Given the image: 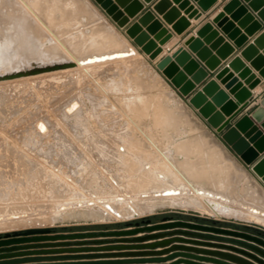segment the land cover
Segmentation results:
<instances>
[{
	"label": "bare ground",
	"instance_id": "6f19581e",
	"mask_svg": "<svg viewBox=\"0 0 264 264\" xmlns=\"http://www.w3.org/2000/svg\"><path fill=\"white\" fill-rule=\"evenodd\" d=\"M43 1H46V3L42 4ZM36 3L39 7H42L43 10L47 12L46 16L47 18H49L52 24H58L57 27L59 28V31L61 33L69 32L70 26L73 25V23L78 25L77 28L81 29V27L84 25L83 23L90 22L93 25L94 34L91 36H84L82 34V31H80L78 33H74V34L72 33V35L66 36L67 41L69 42V45L72 48L76 49L78 53L77 56H75L71 52L67 44L64 41H61L56 36V34L46 24V22H44V20H42L39 17V15L33 10V8L28 3H26L24 0H0V84L9 85V84H12V82L15 83V82L22 81V80L29 81V79H33L36 82L37 78L38 80H42V81L46 80V82H48L47 81L48 79L50 80L52 77L55 78L56 75H60L62 77L60 78L58 77V78L61 80H64L63 82L64 85L65 84L67 85V83L68 84L71 83L72 85V86L70 85L67 88V91L69 93L71 92L70 94H68L66 90L63 91L62 88L61 89L59 88L62 85V83L61 84L59 83L61 82L59 80L57 83H55L56 81L53 80L51 81V84L49 85V87L47 86L51 90V92H52V88H55V90L53 91L54 93L52 92L53 94H51V92L49 93V95L51 94L50 100L52 99L51 102H49V106H50V103H51V106L50 108H48V110H41V105H39L40 107L37 108V110L40 109L41 110L40 113L44 112L45 114L41 113L43 115L41 114L39 115L37 112H35L34 114L31 113L33 116L30 115V117H28L30 118L29 128H31L33 132L32 133L29 132L30 134L28 135V132L26 131L28 135V136L26 135L24 138L26 145H27L26 148H21L17 145H12V144H7V143L0 144V209L6 207L8 205L6 203L8 202H13V206H14V203L21 204L24 201L29 200V198H31L34 195L33 192L36 186L41 185V187L45 189L46 187L49 186L48 187L49 189L47 190H48V193H51V196H48V197H55L59 199L62 197L64 198L66 196L65 195L66 192L71 194V196L69 195L70 198L67 195L66 200L62 199L55 204L50 203L48 206L43 205L42 203H40V201H39L40 204L38 202H35V203H38L36 205H39L38 206L39 208L36 209L37 213L43 214L48 211L49 212L52 211L53 214H50V215H53L52 218L54 220L57 219L59 216L60 217L64 216L69 211L85 212L89 216H94L99 219L100 218L107 219V218H114V217L118 219H123V218H129L135 215L138 216V215H141L147 212H153L159 206L161 207L180 206L184 208L197 209L202 212L209 213V214H216L217 216L219 215L236 216V217H239L245 220L264 224V191L259 186H257L256 183L254 182L252 183L251 181L252 179L250 180L249 177H246L243 179L244 186L246 187V189L244 190L247 191L246 193H248L250 197L249 200L246 199L245 196L243 197L245 200H242V199L237 200L235 199L237 195L234 194L235 195L234 198H233V195H231L233 193L228 194L226 191H224V189L221 188L223 190L222 191L220 187L218 186H217L218 188L216 186L211 187L210 184H209L210 186H207L201 183V181L206 179L205 177L207 176L208 177L210 176L211 179H212V176L214 177L213 179L218 178V175L215 174V171H213L214 169L212 170V168H214L215 166V168L218 169L220 165L225 164V162L228 161V159L224 155L217 154L219 158L218 157L216 158V156L214 158L213 157L214 155L213 156L210 155V157H207V158H202L200 155L197 156V159L194 161V164L196 166L192 168L193 169L192 176L195 179L199 180L198 185L195 186V185L190 184V186H187V185H184L183 183L176 184L172 182L171 176L167 172L157 168L156 166L157 159H155L156 158L155 152L156 153L159 152L162 154L163 158L170 160L172 157H174V154H173L174 148L172 149L170 146H166L163 148L158 147L157 144L152 139L153 136L155 135L153 133V129H150L149 134H147V139L150 140L151 143L150 145H146L144 149L142 146L136 143V140H137L136 135L135 137L132 134H130L129 136H122V133L120 132L118 133L115 131L116 128H119V126H121L120 124L121 121L115 120V122H112L113 124H111L110 120H108V117L111 114L110 110H106L107 112L101 111V109H99V111H94V110H90L89 107H87L88 113L86 115L83 112H81L83 109L84 103L82 102L80 97H78V94H77L78 92L76 93L74 91L75 88H78V85L76 84L74 85V83L82 81L86 77V75L89 73L91 68L97 69L96 67L100 66L99 64L104 63V61H108L111 59L120 60L123 58H131L130 60L136 61V60H139L140 57H143V54L140 53L133 45H131V43H129V41L123 34H121L117 30H114L110 24H108L109 27L103 24L104 23L103 16L88 0H37ZM57 10L60 12V15H61L60 20L53 16L54 12ZM108 28L114 32V37L116 38V42H117L115 45V48L111 50L110 49L108 50V47L101 48L102 50L99 49L100 53L86 54L85 52V49L87 48L86 45L92 40H95V38L97 37H98L97 40H99V43L101 44L102 43L101 40H104L107 38L106 31H108L107 30ZM142 28L145 29V27H142ZM18 71L22 73L18 75H12V76L10 75ZM156 72L159 75L161 82L163 80V82H165V84L168 85V83L160 75V73L157 70ZM7 75H10V76H7ZM161 82H160V86L162 84V87H163V82L162 83ZM44 87H45V84H44ZM65 93L68 95H66ZM159 97L160 98L158 97L156 98L155 97L127 98L126 99L127 101H125L126 103L124 105L128 107L130 110H133L138 113H144V114H149L148 112L151 109H153V111L157 113L154 115L156 116L155 118L157 119L158 118L160 119L162 114L166 115V118H170V119L174 118V120H172L174 121L173 123L174 127L175 125L178 126L179 124H182V125L185 124V122L182 120V117L184 113H188L187 109L183 107V105H175V106L171 105L170 99L168 95L165 93L164 94L160 93ZM7 111H10V110H7ZM81 114H82V117H79L78 119V116ZM123 114H124V111H123ZM122 116H120V118ZM58 117H61L63 120L65 119L69 120V118H71V120L75 119L74 120L75 124L78 123L77 121H81L82 127L78 125L77 126L79 127V129L81 128L80 131H82L85 134H88V133L90 134V133L96 132L97 130L100 132L99 134L100 137L98 136L96 138L89 137L87 141L83 140L86 142H81L82 139H80L81 145L79 143V145L82 146L81 149H82V152L84 153L83 155L89 156L90 164L95 165L98 168V172L97 173L95 172L96 173L95 178H100L101 180L100 182L98 181L99 183L97 185H95L96 189L94 190L92 188L93 190L92 189L88 190L89 192L87 191L86 195H85L86 190L84 194H80L81 189H79V185L75 181H73L74 179L72 177L75 176L73 175L74 172L73 174L71 173L73 176L70 177L69 172H68L69 173L68 175V173H66L67 171L66 172L64 171L65 169L63 170L61 169L62 167L61 168L58 167L57 165L54 164V162L52 163L48 161L49 158L47 157L48 158L47 159L45 155L43 154V152H41V147L44 146V145L41 146V144H43L44 140L45 141L47 139L51 140L52 138L56 137L54 134L59 133L60 131L59 129L60 127L58 125L60 124V121L62 119L57 120ZM125 117H126V114H125ZM127 117L132 118V116H129V115ZM65 123H68V122L65 121ZM69 123L72 124L73 122L71 123L69 121ZM66 125H67V128L69 129L70 127L69 124H65V126ZM190 125L193 126L192 123H190ZM19 127L21 128V126ZM25 127L27 128L28 126H25ZM112 128H115V129L109 130ZM163 128L165 127L163 126ZM193 128H195V126H193ZM3 129L5 128L3 127ZM63 129L64 128L62 126L61 132L63 131ZM70 129L72 128L70 127ZM20 130H22V128ZM76 130L77 129H75V131ZM177 130L180 132L179 129ZM189 130H193V129H189ZM11 131L13 130H10V132ZM108 131L112 132L113 135L111 137L106 138L107 136L106 134H108ZM166 131H164V133ZM171 133L173 134L174 132H171ZM181 133L183 134V131H181ZM19 134H23V133H19ZM166 135H168V133ZM172 136H174V134L171 135V137ZM72 139L74 140V138ZM91 139L95 143L96 142L102 143V141H106L108 142V145H107L108 149H111V147H114L116 149L114 153L115 155L112 157L115 158L114 160L115 163H119L123 165L124 169L126 168V170L128 171V177L130 178L131 183H127V185L122 184L121 183L122 180H120V177L118 178V174L122 173V171L120 170L121 172H118L117 175H114L113 174L114 171L112 173L109 170L110 169L108 167L109 163L105 164V166L107 165L106 167L109 168L108 170L105 167H104L105 168L104 170H102L103 168L100 169L99 163L103 162L104 159H102L103 161L99 162V161L93 160L94 157L92 156L93 158L92 159L91 155H89L90 153L89 149L94 148L91 145V141H90ZM24 140L22 143H25ZM60 142H61L60 143L61 146H66V145L69 146V145H72L73 143V142L71 143V140H69L68 138H65V135H64V141H60ZM200 144L201 142L195 139L192 146H194L195 149H199ZM50 147L55 148L53 144H50ZM141 149H144L147 152ZM141 151L142 152L144 151L145 153L144 152L142 153ZM46 153H49V152H46ZM59 158L63 159L62 156H59ZM175 158L176 157H174V159ZM114 161L112 160L111 162H114ZM61 164L63 165V163ZM212 165H214L212 168L210 167L209 169H207V167L212 166ZM80 166L82 168L83 164L81 163ZM81 168L79 167L80 170ZM75 170H77V168ZM89 170L91 169L89 168ZM70 171L72 172L71 169ZM127 171L125 174H127ZM89 172L91 171H88V173ZM79 173L81 174L82 171H80ZM151 176H154L158 180V182H163L165 185L162 188L153 190L151 192V191H146V189L148 188L147 186H140L141 182L139 183V185L137 184V181L139 179H142V178L148 179ZM234 176L238 181L241 180L240 177L236 175ZM81 178L84 179L83 176ZM78 179L81 180L80 177ZM92 179L91 181H93L94 183L95 179L94 180ZM207 180H208V183L211 181V180L209 181L208 178ZM83 181L87 182L86 179ZM216 181L218 180L216 179ZM216 181H215V184H216ZM123 183H126V182H123ZM220 183H221V180H220ZM89 184H88L89 187H91V183ZM136 184L138 185L140 189H143L142 193H140L139 195L132 193V192H135L136 189H138V188L135 189ZM84 186L82 185L81 188ZM77 187L80 191H78ZM83 190H82V193H83ZM141 197H142V200L139 201ZM38 200H41V199H38ZM159 202H162V204L160 203L159 205ZM25 203H23V206ZM9 206L13 208L12 204ZM23 213L25 214L22 216H25L27 212H23ZM30 213H32V211H30ZM5 214H8V215H4V216L1 215L3 218H1L2 220L0 221L5 222L7 218H12L13 213L12 215L11 214L9 215V213L7 212ZM19 214H22V213L18 212V215ZM14 216L16 215L14 214ZM22 219H24V217ZM48 219H50V222H51V218H48ZM24 220H26V218ZM26 221L27 223L29 222L28 220ZM2 222H0V225L2 224ZM4 224L7 225V223H4ZM4 224H2L3 227L6 226ZM1 226L0 228L2 229L3 227Z\"/></svg>",
	"mask_w": 264,
	"mask_h": 264
},
{
	"label": "water",
	"instance_id": "95a60500",
	"mask_svg": "<svg viewBox=\"0 0 264 264\" xmlns=\"http://www.w3.org/2000/svg\"><path fill=\"white\" fill-rule=\"evenodd\" d=\"M94 1L117 26L124 29L126 35L131 38L140 51L149 56L161 75L181 96L186 98L187 104L196 109L207 124L221 135L224 143L238 155L248 167L249 172L264 186V95L262 93L253 95L251 92L261 83L262 79L246 67L239 57H235L230 61L229 67L239 72L238 77H234L227 67L220 69L216 74V78L226 84V88L229 89L228 93L220 88L216 80H207L220 64L212 56L208 46L219 47L222 45L218 53L227 55L232 51L233 46L228 42L225 43V38L221 36L220 30L232 40L239 35V29L235 28L234 23L229 21L225 14L233 13V18L240 19L239 26L249 25L247 31L259 30L264 22V0H230L224 6L223 12L219 13L212 21L206 22L196 32L197 36H191L185 41L188 49L201 62H204L207 69L185 47H180L172 55H166L156 60L163 51L162 45L173 36V33L164 26L160 19L156 18L150 9L144 11L136 21L128 24L129 18L134 17L143 8L137 0ZM144 1L149 3L152 0ZM193 1L174 0V3L179 4V7L176 8L172 7L170 0H158L153 5V10L162 15L164 21L172 25L174 32L182 35L191 25L189 19H199L203 12L210 10L217 2V0ZM249 8L252 12H249ZM182 9L187 17L182 16ZM125 13L128 15L125 16ZM244 42V38L240 37L235 41V44L242 46ZM223 43L225 44L223 45ZM256 45L263 49L262 54L257 51ZM242 55L251 61L252 66L259 71L260 76L264 79V32L254 40V44L245 46ZM21 73L18 71L10 75ZM239 78L242 80L240 81ZM218 107L219 110H217ZM241 113L243 115L239 116ZM245 221L248 222L245 224L248 228L242 230L223 227L218 220L198 216H194L191 220H175L171 216H164L161 222L155 224L152 223L151 218L142 217L138 221H127L126 227H130L127 229L87 233L58 234L53 233L52 227H29L25 230L0 233V264L51 260V258H42L43 256L14 258L30 254L150 248L153 244L126 243H140L147 238L164 237L168 235V232L129 238L139 232L165 229H176L175 233L194 238H175L178 241L226 250L177 245L173 249L182 251L178 253H181L180 255L185 258L180 261L184 264H264V224ZM87 238H96L93 242L97 246H85ZM73 240L76 242L73 247H70ZM43 241H49V243H42ZM38 248L43 250H37ZM158 254L160 253L142 251L131 255L154 257ZM163 260L165 259L154 257L79 263H158ZM40 264H76V262Z\"/></svg>",
	"mask_w": 264,
	"mask_h": 264
},
{
	"label": "rangeland",
	"instance_id": "374dc122",
	"mask_svg": "<svg viewBox=\"0 0 264 264\" xmlns=\"http://www.w3.org/2000/svg\"><path fill=\"white\" fill-rule=\"evenodd\" d=\"M24 1L26 3H28L33 8V10L39 15V17L42 20H44V22H46V24L52 29V31L56 34V36L61 41H64L67 44V46L70 48L71 52L75 56H77L78 53H77L76 49L72 48L69 45V42L67 41L66 36L72 35V33L73 34L78 33L80 31H82V34L84 36H91L94 34L93 25L90 22L83 23L84 25L81 27V29L77 28L78 25L73 23V25L70 26V30H69V32L71 31L70 33L69 32L61 33L59 31V28L57 27L58 24H52V22L46 16L47 12L45 10H43L42 7H39L37 5V3H36L37 0H24ZM88 1L99 12L102 10L95 3L94 0H88ZM45 3H46V1L42 2V4H45ZM101 15H102V13H101ZM53 16L59 20L61 18L60 12L58 10L54 12ZM103 18H104V16H103ZM103 24H105L109 27L108 24H110V23L108 21H106V19L104 18ZM111 27H113V26L111 25ZM75 28H77V29H75ZM113 29L116 30L114 27H113ZM107 30H108V31H106V37L107 38L104 40H101L102 45L99 43V40H97L98 37L95 38L96 41L92 40L91 42H89L86 45V47H87L85 49L86 54L100 53L99 51L102 50L101 48L108 47V50L115 48V45L117 42H116V38L114 37V32L111 31L109 28ZM130 59L131 58H123L120 60L119 59H111L108 61H104V63H100L99 64L100 66L96 67L97 69L91 68L89 73L86 75V77L82 81L74 83V85L75 84L78 85V88H75V89L73 88V89L76 93L78 92L77 93L78 97H80V99L84 103L83 109L81 112H83L86 115L88 113L87 107H89L90 110H94V111H99V109H101V111L107 112L106 110H110L111 114L108 117V120H110V123L113 124L112 122H115V120L121 121L120 122L121 126H119V128H116L115 131L118 133L119 132L122 133V136H129L130 134H132L135 137V135H136L137 136L136 137V139H137L136 143H138L144 149H145L146 145H150V143H151L150 140L147 139V134H149L150 129H153V133L155 135L153 136L152 139L154 140V142L157 144L158 147L163 148L166 146H170L172 149L174 148L173 154H174V157H176L175 159H174V157H172L170 160H167V159L163 158L162 154L159 152H157V153L155 152V154H156L155 159H157V163H156L157 168L167 172L171 176L172 182L176 183V184L183 183L184 185H187V186H190V184L195 185V186L198 185L199 180L195 179L192 176V171H193L192 168H194L196 166L194 164V161L197 159V156L200 155L202 158H207V157H210V155H212V156L214 155L213 156L214 158H215V156H216V158L217 157L219 158V156L217 154L224 155L228 159V161L225 162V164L220 165V167L218 169H216L214 165L207 167V169H209L210 167L212 168L214 166V168H212V170L214 169L213 171H215V174L218 175V178H216L218 181H216V179H213L214 178L213 176H212L213 181L210 178V176L209 177L207 176V177H205L206 179L201 181V183L203 185H207V186L211 185V187L212 186H216V187L218 186V187H220V189L221 188L224 189V191H226L228 194L233 193L231 195H233V198L235 195H237V197H235V199H237V200H239V199L245 200L243 198L244 196L246 199L250 198L248 193H246L247 191L244 190V189H246V187L244 186L243 179L247 177L245 174L246 172L244 170H242V168H240V163L234 159V157L232 156V153L224 145H222V142H224V141L222 140L221 135L220 134H217V135L212 134V132L206 127V125L204 123H202L194 113H192V111L187 107L186 103H184V101H182V99L172 89L173 86L170 83H169L170 85L169 84L166 85L165 82H163V80H162L163 87H162V84L160 86L161 79L156 72L155 66L152 63H150V61H148L147 59H144V57H140L139 60H136V61L130 60ZM58 77L60 78L62 76L56 75L55 78L57 79ZM55 78L52 77L51 78L52 80L48 79L47 81L48 82L50 81L49 83L46 82V80L42 81V80H38V78L36 80V78H35L36 82L33 79H29V81L31 83L28 80H26V81L22 80V81H18L19 83L18 82H15V83L12 82V84H9V85L0 84V112H1L0 113V144L1 143H7V144H12V145H17L21 148L27 147L26 142L24 140L25 136L27 135L26 131L28 132V135L33 132L31 130V128H29L30 118H28V117H30V115L33 116L31 113L34 114L35 112H37L40 115L41 113H44V112L40 113L41 110H48V108H50L51 103L49 106V102H51V100H52V99L50 100L51 94H53L54 93L53 91L55 90V88H52V92H53L52 93L51 90L48 88L49 85L51 84V81L54 80V81H56L55 83H57L58 80L61 81L59 83L60 84L62 83V85L59 88L60 89L62 88L63 91L64 90L67 91V88L71 85V83L70 84L67 83L68 86L66 84L64 85V83H63L64 80H61L59 78L56 80ZM28 83H30V84H28ZM44 84H45V87H44ZM38 85H40L42 88ZM50 92H51V94L49 95ZM42 93H43V95H42ZM67 93L70 94L71 92L69 93L67 91ZM76 93H74V94H76ZM160 93H163V94L165 93L168 95L170 102H171V105H173V106L183 105V107H185L187 109L189 114L184 113V115L182 117V120L185 122V124H183L185 127L182 124H179L180 126L175 125V127H174V124H173L174 121H172V120H174V118L173 119L172 118L171 119L166 118V115H164V114H162L160 119L155 118L156 116H154V115L157 113H155L153 111V109H151L148 112L149 114H144V113H138V112H135L133 110H130L128 107H126L124 105L126 103L125 101H127L126 100L127 98H133V97H140V98H142V97H144V98H147V97H149V98L155 97L156 98V97H158V98H160L159 97ZM68 94H66V95H68ZM74 94H72V95H74ZM183 99L186 101V98L183 97ZM34 103L36 106L34 105ZM39 105H41V110L40 109L37 110V108L40 107ZM10 107H12L13 109ZM22 107H23V109H22ZM51 109H52V107H51ZM7 110H10V111H7ZM29 111H31V112H29ZM123 111H124V114H123ZM11 112H13L14 114ZM125 112H127L129 114H127ZM152 113H154V114H152ZM102 114H104V113H102ZM125 114H126V117H125ZM41 115H43V114H41ZM122 115H124V116H122ZM128 115L132 116V118L127 117ZM10 116H11V118H10ZM15 116H17V117H15ZM120 116H122V117L120 118ZM5 117H6V119H5ZM79 117H82V114L78 116V119H79ZM58 119L60 120L62 118L58 117L57 120ZM62 120L60 121V124L58 125L60 127L59 133H55L54 135L56 137L52 138L51 140L50 139H47L46 141L44 140L43 144H41V146L44 145L43 146L44 148L41 147V152H43V154L45 155L46 158L47 157L49 158V159L47 158L48 161H50L52 163L54 162V164L60 168L62 167L61 169H63V170L65 169L64 171L65 172L67 171L66 173L69 172L70 177L75 175L72 178L74 179L73 181H75L79 185V189H81L80 194H84V192L86 190V192H85V195H86L88 190H90L92 188L95 190L96 189L95 185H97L101 180H100V178H95L96 173L98 172V168L95 165L90 164L89 156L83 155L84 153L82 152V149H81L82 146H80L81 145L80 139H82L81 142H86L89 139V137H92V138H96L97 136L100 137V135H99L100 132L97 130L96 132H98V133L93 132L90 134L89 133L85 134L82 131H80L81 128L79 129V127H78V126H81V124H82L81 121H77L78 123L75 124V122H74L75 119L71 120V118H69V120H66V119L63 121ZM65 121H67L68 123H65ZM69 121L71 123L72 122L73 123L70 124ZM161 121H163V122H161ZM170 123H172L173 125ZM190 123H192V125L195 126V128H193V126H191ZM65 124H69V126L73 129V131L75 133L72 131V129H70V127L68 129L67 125L65 126ZM19 126H21L22 130H20L21 128ZM25 126H28V127L26 128ZM62 126L65 129V131L63 129V131L61 132ZM163 126L165 128H163ZM3 127L5 129H3ZM75 129H77V130L75 131ZM113 129H115V128H112L109 130H113ZM164 129H166L167 131ZM177 129H179L180 132ZM189 129H193V130H189ZM10 130H13V131L10 132ZM164 131H166L165 133L166 134L168 133V135H166L164 133ZM181 131H183L184 135L181 133ZM171 132H174L173 133L174 136H172V137H171V135H173V134ZM19 133H23V134H19ZM63 133H65V134H63ZM64 135H65V138H68L69 140H71V143L73 142L72 145L61 146L60 141H64ZM106 135H107L106 138H108V137H111L113 134H112V132L108 131V134H106ZM8 138H10V139H8ZM72 138H74V140ZM195 139H197V140H199V142H201L199 149H195V147L192 146ZM1 140H2V142H1ZM8 140H10V141H8ZM23 140L25 143H22ZM83 140H86V141H83ZM90 141H91V145L94 147L93 149H89V151H90L89 155H91V158L93 156L94 159L93 158L92 159L99 161V162L103 161L102 159H104V161H103L104 163L98 162L100 165V169L103 168L102 170H104L105 168H107V170H108L110 168L109 169L110 172L113 173V171H114V173H113L114 175H117L118 172L122 171V173L118 174V178L120 177V180H122L121 183L126 184V185H127V183H131L130 178L128 177V171L126 170V168L124 169L123 165H121L119 163H115V161H114L115 158L112 157L115 155L114 153H115L116 149L114 147H111V149H108V147H107L108 142H106V141H102V143L101 142L95 143V142H93L92 139ZM49 142H50V144H53V146L55 148H51ZM171 142H172V144H171ZM47 143L49 144V146ZM79 143H80V145H79ZM144 149H141V150H144ZM144 151L147 152L146 150H144ZM46 152H49V153H46ZM59 156H62L63 159H60ZM50 157H51V159H50ZM52 157H53V159H52ZM229 159L234 161L235 169L233 167V163H232L233 161L230 162ZM112 160L114 162H111ZM61 163H63V165ZM81 163L83 164L82 168L80 166ZM102 163L104 166L102 165ZM107 163H109L108 164L109 168L106 167L107 165L105 166V164H107ZM78 166L81 168V170L79 169ZM67 167L68 168L70 167V168L68 169ZM91 167H93L94 170ZM111 167H112V169H111ZM76 168H77V170H75ZM84 168H86V169H84ZM89 168L91 170H89ZM113 168H115L117 170H115ZM70 169L72 170V172L70 171ZM125 170L127 171V174H125L126 173ZM78 171L79 172L82 171L83 174L81 173L82 174L81 175ZM85 171H87V172H85ZM88 171H91V172L88 173ZM73 172H74V174H73ZM69 173H68V175H69ZM92 175H93V177H92ZM231 175H233V176H231ZM234 175L240 177L241 180L238 181ZM82 176L84 179L81 178ZM79 177L81 180L78 179ZM92 178L95 179L94 183H93V181H91ZM207 178L209 179V181L211 180L209 183H208ZM85 179L87 180V182L85 181L87 184L83 181ZM94 179H92V180H94ZM220 180H221V183H220ZM79 181H81V182H79ZM215 181H216L217 185L215 184ZM88 182L91 183V187H89L90 184ZM123 182H126V183H123ZM226 182H227V184H226ZM139 183L141 184L140 186H147L148 188L146 189V191H151V192L153 190L162 188L165 185L163 182H158V180L154 176H151L148 179H145V178L139 179L137 181V184L139 185ZM212 183H213V185H212ZM85 184L87 185V187ZM137 184L135 186V189L136 188H138V189H136V191L132 192V193L139 195L140 193H142L143 189H140ZM80 185L81 186L85 185V186L81 188ZM221 186H223V187H221ZM48 187H46V189H45V188L41 187V185L40 186L37 185L36 188L34 189V192H33L34 195L31 198H29V200L23 202V203L26 202L25 203L26 205L24 204V206H23V203H21V204L20 203H14V206L16 205L15 207L13 206V202L6 203L8 205L6 207L0 209V213H1L0 214V220H2L1 219V218H3L2 216L8 215V214H5L6 212L9 213V215L10 214L12 215V213H13V215H12V218H7L8 221L7 220H5V222L0 221V222H2V224L7 223V225L4 224V225H6V226H4L5 228L3 227L2 224H1L2 226L0 225L1 227H3L2 229L0 228V233L11 232V231H15V230H25L26 228H29V227H40V226H47V227H53L54 228V227H59V226L65 225V224L86 223V222L118 221V220H133V219H134L133 221H137L138 218H142V217L146 216L147 214L154 213V212H168V214H170V215L171 214H180L179 212L192 213V214H194V216L207 217L210 219L212 218V219L218 220L219 222H221V224H224V225L225 224L228 225V224L235 222V223L240 224V226H238L240 228H243L242 226H244L245 224H248V222L245 221V219H242V218H239L236 216H226V215L217 216L216 214H209V213L197 210V209L184 208V207H180V206H174V207H171V206L161 207V206H159L153 212H147V213H144V214H141L138 216L135 215V216H132L129 218H123V219H118L115 217L114 218H107V219H102V218L99 219V218H96L94 216H89L85 212L69 211L64 216H61V217L59 216L57 219L54 220L52 218L53 215H50V214H53L52 211H50V212L48 211V212L43 213V214L37 213L36 209L39 208L38 207L39 205H36V204H38L40 201V203H42L43 205L48 206L50 203L55 204L62 199L66 200L67 195L69 197V195L71 196V194L66 192L65 193L66 196L64 198L62 197L59 199L55 198V197H48V196H51V193H48V190H47V189H49ZM132 188H134V187H132ZM77 189H78V187H77ZM79 189H78V191H80ZM82 190H83V193H82ZM36 193H37V195H36ZM49 198L50 199L52 198L51 201ZM30 199L33 201V203ZM38 199H41V200H38ZM53 200H55V201H53ZM140 200H142V197L139 199V201ZM158 201H160V200H158ZM35 202H38V203H35ZM27 203L28 204L30 203L29 205H31V206H29ZM160 203L162 204V202H159V205H160ZM11 204H12L13 208L9 206ZM32 204H34V205H32ZM30 211H32V213H30ZM18 212H21L22 214H19L20 215L19 216ZM23 212H27L25 216H22L25 214ZM14 214L16 216H14ZM194 216H191V217H194ZM23 217H24V219L26 218V220H28V221L31 219L29 221L30 223L29 222L27 223L26 220L22 219ZM48 218H51V222H50V219H48ZM21 220L22 221L24 220L23 223ZM31 221H33V222H31ZM19 222H21L22 224ZM37 224H38V226H37ZM8 226H10V227H8ZM11 226H13V227H11Z\"/></svg>",
	"mask_w": 264,
	"mask_h": 264
},
{
	"label": "crops",
	"instance_id": "0c3cea01",
	"mask_svg": "<svg viewBox=\"0 0 264 264\" xmlns=\"http://www.w3.org/2000/svg\"><path fill=\"white\" fill-rule=\"evenodd\" d=\"M137 1H138V4H140L143 8L138 13H136V15L134 17L129 18L128 24L136 21V19L140 15H142V13L144 11L150 9L156 15V18L160 19L163 22L164 26L167 27L170 30V32L173 33V36L165 44L162 45L163 51L160 53V55L157 57L156 60H159L166 55H172L180 47H185L201 63V65L206 68L204 62H201L196 57V55L190 49H188V47L185 45V41L191 36H197L196 32L206 22L212 21L219 13L223 12L224 6L230 0H217V2L211 7L210 10L203 12V15L199 19H197V20L195 18L189 19L191 25H190V27H188V29L182 35H179L176 32H174V30L172 29V25L168 24L166 21H164L162 18V15H159L156 11L153 10V5L158 0H152L149 3L145 2L144 0H137ZM173 1L174 0H170L172 7L178 8L179 4L174 3ZM191 1L194 2L193 0H191ZM100 12L102 13V15L104 16L106 21H108L116 30H118L121 34H123L127 38V40L129 41V43H131V45H133L140 53H142L140 51V49L132 42V40L125 35V31L123 28H120L119 26H117L116 23L106 13H104V11L101 10ZM249 12H252V10L250 8H249ZM181 14H182V16L187 17V15L184 14L183 9L181 10ZM253 14H256V13H253ZM127 15L128 14L125 13V16H127ZM232 15H233V13H226L225 14V16L229 18V21L234 23L235 28L239 29V35L234 40L229 39L228 36L223 31H221L219 28L221 36H223L225 38V43L228 42L231 46H233V49L229 54L223 55L221 53H218L219 49L221 48L222 45L219 47H217V46L213 47V45L208 46L211 50L212 56H214L220 64L217 67V69H215V71H213V73H211V75L209 76V78L207 80H209V79L216 80V82L219 84L220 88L225 90L228 93L229 89L226 88V84H223L221 80L217 79L216 74L220 69L227 67V68H229V72L234 74V77H238L239 72L236 71L234 68L229 67V63L233 58L239 57L240 60L244 63V65L246 67L250 68V70L252 72L256 73L257 76H259L262 79L261 83H259L254 89L251 90L252 94L256 95L258 93H262L264 95V79H263V77H261L259 74V71L256 70L254 66H252L251 61L248 60L244 55H242V51L245 48V46H247L248 44H254V40L256 38H258L262 32H264V22H263L261 29L256 30V31H247V28L249 27V25L248 26H239L238 24L240 22V19L233 18ZM257 19H259V18H257ZM214 26L216 27V24ZM240 37H243L245 42L242 46H237L235 44V41ZM225 43H223V45ZM255 48L257 49V51L260 54H262L263 49L259 45L258 46L256 45ZM142 54H143L144 59H147L148 61H150V63H152L154 65V62L149 59L147 54H145V53H142ZM160 75H161V73H160ZM239 80L241 81L242 79L239 78ZM166 82L169 84V82L167 80H166ZM244 86L247 87V85H245V84H244ZM172 89L177 93V95L182 99V101H184V103H186L187 107L192 111V113H194L198 117V119L206 125V127L212 132V134L217 135L218 133L216 132V130L207 124V122L201 117V115L197 112V110L194 109L189 104H187V102L183 99V97L177 92V90L175 88L172 87ZM231 98H233L232 95H231ZM254 104H256V103H254ZM217 110H219V107L217 108ZM246 110H248V109H246ZM242 115H243V113L239 114V116H242ZM222 145H224L232 153V156L234 157V159L240 163V168H242V170H244L246 172L245 174L247 177L250 178V180L252 179L251 180L252 183L253 182L256 183L257 186H259L264 191V186L258 181V179L255 176H253L249 172L248 167L243 163V161L238 157V155H236L229 148V146H227L224 142H222ZM231 161H233V160H230V162ZM232 163H233V167L235 169L234 161ZM248 199H250V198H248ZM179 213L181 214L180 217L174 218L175 220L176 219L191 220L193 218L191 216H194V214H192V213H185V212H179ZM169 215L170 214H168V212H154V213L147 214L144 217L151 218L152 223L155 224V223L161 222L162 218L164 216H169ZM138 220H140V218H138L137 221ZM127 221H129V220L75 223V224H65V225H62L59 227H54V228L52 227V228H53V233H58V234L59 233L60 234H68V233H78V232L87 233V232L112 231V230H121V229L130 228V227H126L125 223ZM222 226L227 227V228H231V229L237 228V229L242 230V228L238 227V226H240V224L235 223V222L228 224V225L223 224ZM175 230L176 229L145 231V232H139L137 234L129 236V238H134V237L147 236L150 234H156V233H160V232H168V235H166L164 237L147 238L140 243H135V242L126 243V244H153L152 247L145 248V249H123V250L111 249V250H96V251L91 250V251H78V252L64 251V252L47 253V254H39V255L30 254V255H25V256H21V257H14V258H27V257H36V256H43L42 258H51V260L25 261V263H20V264H40V263H55V262L56 263L57 262H61V263L62 262H76V264H81L79 262H93V261H102V260H130V259H135V258L158 257V258L165 259V260L158 261V263L154 262V263H113V264H184L183 262H180V261L185 260V258L182 257V255H180L181 253H178V252H182V251H179L177 249H173L177 245L195 246V247L206 248V249H211V250H222V249H217L215 247L203 246V245H193L191 243L178 241L175 238H187V239H194V238L191 236L177 234V233H175ZM97 238H100V237H97ZM94 240H96V238L85 239V241H86L85 246H97L94 244V242H93ZM71 242H72V244L70 245V247H73L74 243L76 241L73 240ZM204 242H216V241H204ZM42 243L46 244V243H49V241H43ZM115 244H118V243L115 242ZM48 248H50V247H48ZM52 248H62V247H52ZM29 250H33V249H29ZM37 250H43V249L38 248ZM45 250H47V249H45ZM142 251H151V252L160 253V254H158L157 256H154V257H150V256L139 257V256L131 255V254H136V252H142ZM222 251H226V250H222ZM227 252H231V251H227ZM208 264H212V263H208Z\"/></svg>",
	"mask_w": 264,
	"mask_h": 264
},
{
	"label": "trees",
	"instance_id": "16d2710c",
	"mask_svg": "<svg viewBox=\"0 0 264 264\" xmlns=\"http://www.w3.org/2000/svg\"><path fill=\"white\" fill-rule=\"evenodd\" d=\"M180 215L181 214H171V215H169V216H171V217H173V218H179L180 217ZM220 224H221V222H219ZM221 225H223V224H221ZM243 228L242 229H247L248 227L247 226H242Z\"/></svg>",
	"mask_w": 264,
	"mask_h": 264
}]
</instances>
